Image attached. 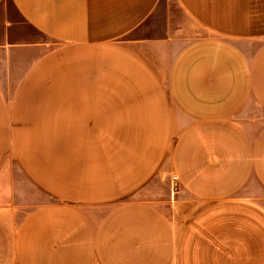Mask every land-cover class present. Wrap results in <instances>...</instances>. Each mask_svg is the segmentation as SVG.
Here are the masks:
<instances>
[{"label":"crops","instance_id":"obj_1","mask_svg":"<svg viewBox=\"0 0 264 264\" xmlns=\"http://www.w3.org/2000/svg\"><path fill=\"white\" fill-rule=\"evenodd\" d=\"M0 264H264V0H0Z\"/></svg>","mask_w":264,"mask_h":264},{"label":"built area","instance_id":"obj_2","mask_svg":"<svg viewBox=\"0 0 264 264\" xmlns=\"http://www.w3.org/2000/svg\"><path fill=\"white\" fill-rule=\"evenodd\" d=\"M176 182H177V177L173 176V178L171 179L172 189L176 185Z\"/></svg>","mask_w":264,"mask_h":264}]
</instances>
